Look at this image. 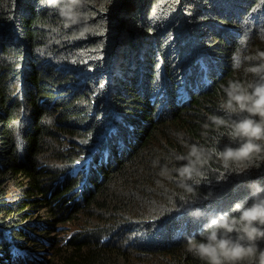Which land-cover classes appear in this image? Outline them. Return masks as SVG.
<instances>
[{
  "label": "trees",
  "instance_id": "trees-1",
  "mask_svg": "<svg viewBox=\"0 0 264 264\" xmlns=\"http://www.w3.org/2000/svg\"><path fill=\"white\" fill-rule=\"evenodd\" d=\"M203 2L0 0V264H264V0Z\"/></svg>",
  "mask_w": 264,
  "mask_h": 264
},
{
  "label": "rangeland",
  "instance_id": "rangeland-1",
  "mask_svg": "<svg viewBox=\"0 0 264 264\" xmlns=\"http://www.w3.org/2000/svg\"><path fill=\"white\" fill-rule=\"evenodd\" d=\"M184 1V3H185V5L190 9V11H188L186 14L187 15H194L197 11H199V10H201L200 8H201V6H205L204 8L206 9V10H208V9H210L211 7H208L207 5H205L204 4V2H203V0H183ZM127 5V4H126ZM178 12H180L181 13V10H182V8L181 7H178ZM185 13V12H184ZM186 15V16H187ZM185 16V15H184ZM88 84L89 83H87L86 84V79L84 78V77H82V86H86V87H88ZM81 86V85H80ZM164 174H165V172H164ZM158 175L156 174V177H157ZM167 185V186H166ZM173 185V179H163V178H161L160 177V179L158 180V181H156L155 182V184H154V188H155V190H154V192H158L156 195H155V197H154V201L155 202H148L147 204H143V205H138V208H134V206H133V209H131V211H132V214L133 215H135L134 214V212L136 211V209H137V213H138V209L140 208V209H144V210H149V211H151V212H153V209L155 208V209H157L158 208V206H157V203H159V199H162V200H164V196H162L161 194H159V193H163L164 191H166L167 190V188L168 187H171ZM155 204V205H154ZM136 207H137V205H136ZM135 210V211H134ZM134 211V212H133ZM136 213V212H135ZM137 215V214H136ZM89 221H90V219H89V217L88 216H81L80 218H78L77 220H75V222H71V223H69V227H71L70 229V231H73V230H76V229H80L81 228V226H87V224H89ZM102 224H105V223H102ZM62 228H64L63 226H62ZM159 227H157L156 229H158ZM66 228H64L63 230H61L60 232H56V235H58V234H60V233H63L64 232V230H65ZM155 228H153L152 229V231H150V232H148V231H145V228L142 230V233H141V236L142 235H147L148 233H149V235L150 234H155L156 235V233H157V231L158 230H160V229H158V230H156ZM67 230V229H66ZM69 230V229H68ZM67 230V231H68ZM72 233H70V235H71ZM66 236V235H65ZM136 235H134V237H135ZM130 237H132V236H130ZM149 238H152V237H149ZM149 238H147V239H149ZM114 241H115V244H118L120 247H122L123 245H124V239H122L120 236H118V238H115L114 239ZM136 242H138V241H133V242H129V243H126V245H125V247H127V248H125V252H127V249H130V247H133V246H135V244H136ZM53 250H50V252H49V255H46V257L47 258H50V256L53 254ZM136 254H138V256H141L140 255V252H136ZM131 258V263L132 264H154V262H155V258L153 257L152 259H151V256H150V254L149 253H146V254H144V258L145 259H137V258H132V256H130ZM123 264H125L124 262H123ZM259 264V263H258Z\"/></svg>",
  "mask_w": 264,
  "mask_h": 264
},
{
  "label": "bare ground",
  "instance_id": "bare-ground-1",
  "mask_svg": "<svg viewBox=\"0 0 264 264\" xmlns=\"http://www.w3.org/2000/svg\"><path fill=\"white\" fill-rule=\"evenodd\" d=\"M69 159H70V158H69ZM76 167H78V166H76ZM85 167H86V166H85ZM90 168H91V167H90ZM99 168H100V167H99ZM93 170H94V169H93ZM97 170H98V169H97ZM101 170H102V169H101ZM85 171H86V170H85ZM80 172H81V171H79V173H80ZM93 172H94V171H93ZM100 172H101V171H100ZM81 173L83 174V172H81ZM81 173H80V174H81ZM62 174H63V173H62ZM82 174H81V175H82ZM88 175H89V174H88ZM69 177H70V176H69ZM74 179H75V177H74ZM77 179H78V177H77ZM67 180H68V179H67ZM62 181H63V180H62ZM76 181H77V180H76ZM76 181H74V182H76ZM81 181H82V180H81ZM69 182H70V181H69ZM72 182H73V181H72ZM74 182H73V183H74ZM78 182H79V181H78ZM61 183H62V182H61ZM67 184H68V183H67ZM77 184H78V183H77ZM77 186H78V185H77ZM64 187H65V186H64ZM79 187H80V186H79ZM66 188H67V187H66ZM66 190H67V189H66ZM66 190H65V191H66ZM67 191H69V190H67ZM77 193H78V191H77ZM77 193H76V194H77ZM89 200H90V199H89ZM87 201H88V200H87ZM87 201H86V202H87ZM87 203H88V202H87ZM89 203H90V202H89ZM89 203L86 204V205H89ZM134 205H135V204H134ZM86 207H87V206H86ZM83 208H85V206H84ZM130 208H131V206H130ZM134 208H138V206H137V207H134ZM131 209H133V205H132V208H131ZM131 209H130V210H131ZM144 209H145V208H144ZM144 209H143V210H144ZM139 210H141V209L139 208L138 211H139ZM143 210H142V212H143ZM128 211H129V210H128ZM134 211H135V210H134ZM134 211H133V212H134ZM135 212H136V213H135ZM135 212H134L135 217L132 215V213H130V211L128 212V213H129L128 216H130V214H131L132 217H134V218H132V219H135V218H136V214H137V209H136ZM140 212H141V211H140ZM144 213H145V212H144ZM145 214H146V213H145ZM138 215H139V213H138ZM141 216H142V215H141ZM139 217H140V216H139ZM139 217H137V218H139ZM143 217H144V215H143ZM140 218H141V217H140ZM139 223H140V222H139ZM144 224H145V223H144ZM138 225H139V224H138ZM147 226H148V225H147ZM147 226H146V227H147ZM143 229H144V227H142V230H143ZM145 229H146V228H145ZM63 236H65V235H63ZM89 236H90V235H88V237H89ZM81 238H83V237H81ZM84 238H86V237H84ZM84 238H83V239H84ZM91 239H92V237H91ZM92 240H93V239H92ZM56 241H57V239H56ZM67 242H68V241H67ZM78 245H79V244H78ZM43 247H44V246H43ZM51 247H52V246H51ZM76 247H77V246H76ZM60 248H61V247H60ZM43 249H44V248H43ZM79 249L81 250V247L78 248V251H80ZM49 250H50V249H49ZM46 251H47V250H46ZM48 255H49V254H48ZM72 256H73V254H72ZM86 257H87V256H86ZM72 258H73V257H72ZM68 259H69V258H68ZM48 260H49V259H48ZM71 260H72V259H71ZM72 261H74V260H72ZM75 261H76V260H75ZM75 261H74V263H75ZM69 264H70V263H69ZM71 264H72V263H71ZM76 264H77V262H76Z\"/></svg>",
  "mask_w": 264,
  "mask_h": 264
}]
</instances>
